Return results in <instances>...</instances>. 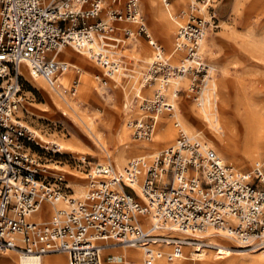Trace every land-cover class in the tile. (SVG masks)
Masks as SVG:
<instances>
[{
  "label": "built area",
  "instance_id": "obj_1",
  "mask_svg": "<svg viewBox=\"0 0 264 264\" xmlns=\"http://www.w3.org/2000/svg\"><path fill=\"white\" fill-rule=\"evenodd\" d=\"M212 3L199 0L189 5L165 58L139 0H0V250L64 253L67 264H101L107 246L140 245L144 264H151L158 244L170 246L169 262L186 258L185 248L219 250L222 246L208 239L215 232L238 248L264 255V188L254 182L264 185L263 170L237 173L179 122H174L178 133L172 145L132 158L122 172L113 163L96 162L87 173V190L73 197L62 174L55 181L48 179V168L26 147L38 143L17 116L23 106L24 73L55 87L62 69L55 58L62 46L97 64L102 76L95 78L105 84L104 78L129 76L120 51L126 39L142 35L155 53L141 85L154 83L155 88L151 97L137 95L147 114L130 125L134 139L150 140L158 115L174 110L181 87L168 92L172 81L176 84L187 76L188 92L196 94L197 104L201 102L208 70L200 49L209 27L215 25ZM177 53L182 56L178 63H169ZM78 82V77L72 81V95ZM125 187L135 195L123 191ZM57 199L62 205L42 219V205ZM36 214L39 220L33 218ZM142 215L150 217L147 226ZM162 229L185 238L164 236Z\"/></svg>",
  "mask_w": 264,
  "mask_h": 264
},
{
  "label": "rangeland",
  "instance_id": "obj_2",
  "mask_svg": "<svg viewBox=\"0 0 264 264\" xmlns=\"http://www.w3.org/2000/svg\"><path fill=\"white\" fill-rule=\"evenodd\" d=\"M167 1L171 3L168 6H165L162 0H139L149 32L160 45L165 58L169 57L173 49L178 25L186 21L185 14H187L189 5L199 0ZM212 1L216 13L215 25L209 27L200 52L208 70L207 88L215 89V98L209 110L213 111L212 107L217 97L219 126L225 130V124L229 121L233 124L234 132L237 134L232 145L226 146L225 142L217 137L218 134L206 126L200 107L194 100L196 94L188 92L189 78L187 76L182 77L176 84L172 81L168 90L171 92L175 87H181L175 101L181 122L173 117L174 110L171 113L162 112L167 115L161 114V116L171 118L170 124L174 129V136L168 141L156 140L158 129L164 121L162 117H159L150 140L133 138L131 121L139 117L144 118L147 114L140 109L141 99L137 95L151 97L155 88L153 83L141 85L142 73L149 65L144 59L147 56L153 59L155 53L154 47L142 35L126 39L120 51L127 68L130 69L128 70L129 76L124 77L118 74L112 78H104L106 79L105 84L95 78L97 75L102 76L101 68L97 64L85 54H80L70 46H66L59 52L60 57L70 61L74 66L71 67V73L68 75L67 86L61 88L60 92L70 102L72 108L61 100L63 104L60 102L61 106H57L50 99L49 93L43 87L35 86L27 73H24L22 78L23 106L17 112L20 122L32 132L34 141L38 143L31 142L26 144V147H30V150L39 156V162L48 167L46 173L50 181H55L58 175L62 174L66 191L73 197H79L88 188L87 173L96 162L113 163L115 168L121 171L132 158L165 150L172 145L178 133L177 127L174 126L175 121L180 123L183 130L184 125L189 126L191 131H184L207 142L225 163L233 166L237 173H247L255 167H259L264 172V154L261 155L259 162L254 164L251 157L243 150V140L248 128H252L260 117H264V0ZM163 14L172 24V26L169 25L170 29L165 26ZM170 15L176 22L171 20ZM201 15L206 17L207 13L203 11ZM101 16L105 18L104 14ZM121 25L134 29L132 24ZM181 57V55L175 56L174 54L170 56L168 62L177 64ZM56 60H58L57 57ZM81 75L86 77L85 84L90 83L87 93L83 91L80 82L82 81L80 80ZM77 77H79V82L76 92L71 95L70 87L73 79ZM203 87L204 82L200 91ZM138 88H140L139 92H137ZM209 94L211 96L210 89ZM126 103L128 106L125 108ZM186 107L190 108V114L186 112ZM20 111L22 114H19ZM188 118L191 119L189 123ZM122 127H126L128 132L126 137L119 138V131ZM39 135L43 136L44 142L41 141ZM60 144L64 145L63 149ZM122 149L127 152L126 159L124 163H118L115 156ZM82 159H85V162H82ZM254 182L264 188L263 184ZM77 183L82 185L81 193L75 191ZM123 191L135 195V192L129 188L125 187ZM42 207L45 213L41 218L45 219L52 214L53 210L49 209L48 204H43ZM34 216L36 220L40 219L37 214ZM148 221H150L149 217L143 225L147 226ZM229 246L230 248L219 247V250L207 248V254L215 255L221 260L224 257H240L239 254L225 252L226 250H245L238 248L233 242H230ZM159 247V244L155 246L156 249ZM107 248L112 249V252L118 250V255H122L125 251L121 244L107 246ZM129 248L136 249L135 247ZM164 248V257H166L170 246ZM189 249L185 248L186 258ZM139 252L140 256L136 257V262L133 264H143V254L141 250ZM255 253L256 256L261 257L258 252ZM46 255H60L66 264V255L63 253ZM104 258L103 250L102 260L106 263ZM186 258L170 262V264L183 262L200 264Z\"/></svg>",
  "mask_w": 264,
  "mask_h": 264
},
{
  "label": "bare ground",
  "instance_id": "obj_3",
  "mask_svg": "<svg viewBox=\"0 0 264 264\" xmlns=\"http://www.w3.org/2000/svg\"><path fill=\"white\" fill-rule=\"evenodd\" d=\"M168 5L169 4L167 3L166 6H168ZM170 17L172 20L173 19L172 15H170ZM163 20L165 21V26H167V27H169V25L172 26L171 22L166 18L165 14H163ZM169 29H170V27H169ZM203 40H204V38L202 39L201 44L203 43ZM62 47H64V46H62ZM62 47L60 49H62ZM176 55H179V54L177 53ZM57 57H58L57 61H59L62 64V69L58 73L57 84L55 87L50 88L40 77L31 78L28 74H27V76L29 77L30 81L35 86L43 87L49 93L50 99L57 106H61V103H62L61 101H63L69 108H72L70 102H68L67 99H65L63 97L62 93L60 92V89L67 86L68 75L71 73V70H72L71 67L74 65L70 61L62 59L60 57V53H58ZM144 60L147 63H150L152 61V58L147 56V58H145ZM210 68H212V67H210ZM210 68H209V72H210ZM80 80H82L80 82L82 83L83 91L85 93H87L90 89L89 88L90 83L85 84L86 77L82 76V75H81ZM208 80L209 79L206 78L205 83H204V87L201 90V102L198 104V106L200 107V112L204 116L203 121L206 123V126L208 128H211L212 130H214L218 134L217 137L221 141H224L226 146L230 147V145H232L234 138L237 134H236V132H234L235 130H234L233 124L229 121H227L225 124L226 125L225 130H224V128L221 129V127L219 126V122H218L219 112L217 113V108H218L217 97H216V103L214 104L215 106L213 105V107H212L213 111L209 110V108L211 107V104L213 103L212 100L215 98L214 97L215 89L207 88V81ZM151 86H152V84H151ZM139 89L140 88H138L137 92H139ZM209 89L211 91V96L209 94ZM137 94H139V93H137ZM52 101H50V102H52ZM127 106H128V104L126 103L125 108ZM185 109H186L187 113H189V114L191 113L190 108L186 107ZM19 114H22V112L20 111ZM161 114L167 115L165 113H161ZM161 114L158 115V118L162 117L164 121H162V124L160 125V127L158 129V133L156 134V140L158 139V140L168 141L174 136L175 132H174V129L171 127V124H170L171 118H169L168 116H161ZM172 115L179 122H181V119H180V116L178 113V109H176V104L174 105V111L172 112ZM187 120H188V123L191 122L190 121L191 119L189 120V118H188ZM183 128L186 131H191L190 127L187 125H184ZM247 131L248 132L246 133L245 138L243 140V144H244L243 150L245 151V153L249 157H251L252 163L257 164L261 158V155L264 154V117H260V119H258L257 122L254 125H252V128L251 127L248 128ZM119 132H120L119 138H123V137H126L128 129H126V127H122V129ZM39 137L41 138V141L44 142L43 136L39 135ZM60 145L62 147L61 149H63L64 145L63 144H60ZM100 146L105 151V148L101 143H100ZM126 154H127L126 150L122 149L115 156L117 162L118 163H124V161L126 159L125 158ZM122 170H121V172H122ZM81 188H82V185L77 183L76 188H75L76 193H81ZM61 205H62L61 201L59 199H57V200L52 202V205H49V209L51 211L52 210L54 211L56 208L60 207ZM33 218H36V217L33 216ZM139 218L143 219L146 222L147 216H144V217L139 216ZM159 232H160V234L167 236V237L185 238L182 234H178V233H175L172 231H168L166 229H162ZM208 239L213 243L220 244L222 247L230 248V246H229L230 241L226 237L220 235L219 233H215V232L212 233L210 235V237H208ZM121 245H122V247L125 248V251H124V253H122V256L124 254H128L132 257L140 256L139 251L140 250L142 251V246H140V245L133 246L136 249H130L129 247H131V246H128L125 244H121ZM241 249H243V248H241ZM114 251H115L114 260H116V262L118 263V258H119V256H121V254L118 255V252H119L118 250H114ZM104 252H105V254H107L108 252H110V249L108 248V249L104 250ZM207 252H208V250H201V252H196L195 249L190 248L189 251L187 252L188 257L186 259L187 260H190V259L195 260V261L200 262L201 264H264V255H262L256 249H250V250L245 249V250H239V251H227L226 250L225 251V252H233V253L242 254V255L246 253L247 255H243L245 258L243 257V259H241V260L236 259L235 256L224 257L220 260L215 255H208ZM220 252H224V250L223 251L220 250ZM255 252H258L261 255V257L256 256ZM159 253H160L159 248H157L156 251L154 252L153 261L151 264H162V262L166 263V261H167L166 257L163 258V260H162L161 258H159ZM142 254H143V264H144L145 255H144L143 251H142ZM45 255L46 254H44V255L25 254V253L17 251V250L5 249L3 251L0 250V264H48L45 261V257H44ZM160 255H161V253H160ZM7 256L8 257L10 256V257L8 258ZM183 259H185V258H183ZM180 264H185V262L180 263Z\"/></svg>",
  "mask_w": 264,
  "mask_h": 264
},
{
  "label": "crops",
  "instance_id": "obj_4",
  "mask_svg": "<svg viewBox=\"0 0 264 264\" xmlns=\"http://www.w3.org/2000/svg\"><path fill=\"white\" fill-rule=\"evenodd\" d=\"M168 4H171L170 2H168ZM141 7V6H140ZM174 22H176L175 21V19L173 18L172 19ZM146 21V20H145ZM146 23H147V21H146ZM147 26H148V24H147ZM64 47H66V46H64ZM64 47H62V48H64ZM61 51V49L59 50V52ZM58 52V53H59ZM58 55V54H57ZM57 55H56V57H57ZM58 58V57H57ZM160 247H159V251H160V253H161V255H160V253H159V258H161L162 260H163V258H165L164 257V254H165V246H167V245H165V244H163V246H161V244L159 245ZM119 247V246H118ZM112 248V247H111ZM114 248H116V247H114ZM106 249H108L107 247L106 248H104V250H106ZM110 249V248H109ZM113 249V248H112ZM112 249H110V252H108L107 254H105V261H106V263H104V261L102 260L101 261V264H133V263H135L136 262V259L139 257V256H135V257H132V256H130V255H128V254H124L123 256L121 255V256H119V258H118V263L116 262V260H114V256H115V251H114V253L111 251ZM163 252V253H162ZM64 254V253H63ZM240 255V257H238V256H235L236 257V259H238V260H241V259H243V255L242 254H239ZM45 257V261L48 263V264H64V262H63V258H62V256H60V255H45L44 256ZM137 257V258H136ZM245 258V257H244ZM120 260V261H119ZM191 260V259H190ZM191 261H193V262H195V263H200V262H198V261H195V260H191ZM162 262V261H161ZM66 264H67V257H66ZM162 264H170V262H168V261H166V263H164V262H162ZM201 264V263H200Z\"/></svg>",
  "mask_w": 264,
  "mask_h": 264
}]
</instances>
